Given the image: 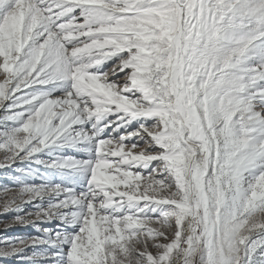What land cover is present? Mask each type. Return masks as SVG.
<instances>
[{"label":"snow or ice","instance_id":"6c2138e0","mask_svg":"<svg viewBox=\"0 0 264 264\" xmlns=\"http://www.w3.org/2000/svg\"><path fill=\"white\" fill-rule=\"evenodd\" d=\"M0 172V264H264V0H0Z\"/></svg>","mask_w":264,"mask_h":264},{"label":"rangeland","instance_id":"374dc122","mask_svg":"<svg viewBox=\"0 0 264 264\" xmlns=\"http://www.w3.org/2000/svg\"><path fill=\"white\" fill-rule=\"evenodd\" d=\"M3 173L0 172V177H2ZM10 183L8 181L3 180L2 178H0V186ZM3 197L2 195H0V201H2ZM14 213H8V214H4V215H0V237L2 236H28V235H38V233L36 232L35 229H33L32 227H23V226H14L9 228L7 231H5L4 229V222L5 221H10L13 217ZM48 227H52L55 228V224H49L46 225Z\"/></svg>","mask_w":264,"mask_h":264}]
</instances>
